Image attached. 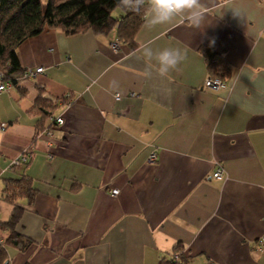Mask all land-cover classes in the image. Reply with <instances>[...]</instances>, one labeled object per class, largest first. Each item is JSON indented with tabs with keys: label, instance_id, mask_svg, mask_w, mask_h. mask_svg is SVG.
Listing matches in <instances>:
<instances>
[{
	"label": "crops",
	"instance_id": "0c3cea01",
	"mask_svg": "<svg viewBox=\"0 0 264 264\" xmlns=\"http://www.w3.org/2000/svg\"><path fill=\"white\" fill-rule=\"evenodd\" d=\"M206 2L199 29L149 28L145 13L133 48L113 50L114 30L49 28L20 43L21 67L43 71L0 92V190L26 175L37 191L16 225L31 243L8 246V264H158L177 244L186 264H264V2ZM145 45L185 58L146 79ZM209 62L227 65L223 88L203 85ZM37 99L54 103L42 117ZM27 147L26 164L7 169ZM10 209L0 202V220Z\"/></svg>",
	"mask_w": 264,
	"mask_h": 264
},
{
	"label": "trees",
	"instance_id": "16d2710c",
	"mask_svg": "<svg viewBox=\"0 0 264 264\" xmlns=\"http://www.w3.org/2000/svg\"><path fill=\"white\" fill-rule=\"evenodd\" d=\"M119 0H0V75L16 84L23 69L17 56V47L29 37L45 29L58 28L71 35L90 29L96 33L114 30L116 39L130 48L136 45L135 34L141 26L146 10L133 12L118 7ZM117 10V11H116ZM215 62L208 63L210 77L225 80V70ZM54 106L52 101L37 99L32 109L41 117ZM41 127V125H39ZM0 199L11 206L8 217L0 220V264L7 259V247L25 249L31 240L16 230L24 207L33 203L36 188L26 175L2 178ZM174 257L161 258L158 264H186L180 245L173 247Z\"/></svg>",
	"mask_w": 264,
	"mask_h": 264
},
{
	"label": "clouds",
	"instance_id": "9594fccd",
	"mask_svg": "<svg viewBox=\"0 0 264 264\" xmlns=\"http://www.w3.org/2000/svg\"><path fill=\"white\" fill-rule=\"evenodd\" d=\"M214 6L206 0H119L118 3L122 10L133 12L146 10L145 22L149 28L171 24L179 19L199 29ZM139 55L147 61L143 70L146 79H151L153 75L167 79L170 72L177 70L185 58L184 53L178 48L169 47L154 51L147 45L140 49ZM113 85L118 86L115 81ZM116 98L119 100V97Z\"/></svg>",
	"mask_w": 264,
	"mask_h": 264
},
{
	"label": "built area",
	"instance_id": "2783aa9c",
	"mask_svg": "<svg viewBox=\"0 0 264 264\" xmlns=\"http://www.w3.org/2000/svg\"><path fill=\"white\" fill-rule=\"evenodd\" d=\"M263 2H264V0H263ZM119 43H120V41L115 39V40L110 42V47L113 50H116L119 46ZM42 71H43V66H41V65L35 66L34 68L27 66L23 69L22 73L19 74V77H21V78H25V77L34 78L37 76L38 73H40ZM225 84H226V81L222 80L221 78H218V77L207 76L203 81V85L205 87H210V88H223L225 86ZM12 86H13V83L11 81L3 80L2 75H0V92L5 91L6 89L11 88ZM129 95L133 96V95H135V93L130 92ZM114 97L115 98L116 97L121 98V94L118 92H115ZM69 98H70V94L66 93V94L62 95V97L59 98V101L63 102ZM50 119H51V121H50L51 124H50L49 128H44L43 130H41V132H46V133L50 134L52 126L60 125L63 123V118L61 117V115L50 117ZM4 126H5V123H0V130L3 129ZM31 155H32V147H27V148L23 149L21 152H19L18 154H16L15 156H13L10 159L6 168L7 169H13L16 166L26 164V162L28 161V159L30 158ZM156 157H157L156 150H151L147 156V161L152 162L156 159ZM1 171L2 170H0V172ZM223 173H224L223 167L219 163H217L214 171L211 174V176L213 179L221 180L223 178ZM109 192H110V194L115 195L117 191L111 189V190H109ZM1 241H2V237L0 236V242ZM257 241H258V247L261 249L264 248V234H262L258 238Z\"/></svg>",
	"mask_w": 264,
	"mask_h": 264
},
{
	"label": "water",
	"instance_id": "95a60500",
	"mask_svg": "<svg viewBox=\"0 0 264 264\" xmlns=\"http://www.w3.org/2000/svg\"><path fill=\"white\" fill-rule=\"evenodd\" d=\"M3 264H8L7 260Z\"/></svg>",
	"mask_w": 264,
	"mask_h": 264
},
{
	"label": "rangeland",
	"instance_id": "374dc122",
	"mask_svg": "<svg viewBox=\"0 0 264 264\" xmlns=\"http://www.w3.org/2000/svg\"><path fill=\"white\" fill-rule=\"evenodd\" d=\"M117 11V10H116ZM0 202H2L1 200H0Z\"/></svg>",
	"mask_w": 264,
	"mask_h": 264
}]
</instances>
